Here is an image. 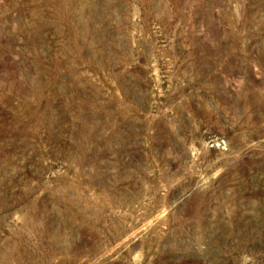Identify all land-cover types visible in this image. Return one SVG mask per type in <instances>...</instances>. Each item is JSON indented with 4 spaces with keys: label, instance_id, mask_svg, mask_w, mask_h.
Wrapping results in <instances>:
<instances>
[{
    "label": "rangeland",
    "instance_id": "374dc122",
    "mask_svg": "<svg viewBox=\"0 0 264 264\" xmlns=\"http://www.w3.org/2000/svg\"><path fill=\"white\" fill-rule=\"evenodd\" d=\"M0 264H264V0H0Z\"/></svg>",
    "mask_w": 264,
    "mask_h": 264
}]
</instances>
